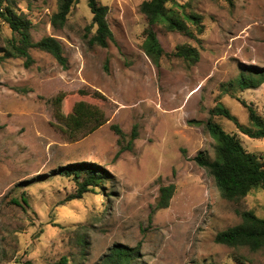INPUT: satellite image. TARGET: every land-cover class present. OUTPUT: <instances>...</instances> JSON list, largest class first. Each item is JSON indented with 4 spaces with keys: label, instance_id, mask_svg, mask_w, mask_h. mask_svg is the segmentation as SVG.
Wrapping results in <instances>:
<instances>
[{
    "label": "rangeland",
    "instance_id": "rangeland-1",
    "mask_svg": "<svg viewBox=\"0 0 264 264\" xmlns=\"http://www.w3.org/2000/svg\"><path fill=\"white\" fill-rule=\"evenodd\" d=\"M143 1L100 0L114 36L101 48L89 45L95 28L87 0L59 29L50 23L57 0H3L30 21L34 42L60 43L65 65L39 49L29 51L28 67L21 58L0 60V264H105L115 248H138L131 264H264L262 251L214 241L240 223V212L264 219V190L222 199L193 159L205 152L213 160L214 142L205 125L188 123H205L221 103L249 127L238 100L264 120V83L244 91L233 84L248 67L264 69V0H176L200 15L203 33L191 38L155 26L158 64L142 49ZM9 39L18 35L0 20V49ZM180 47L194 48L198 61L178 57ZM81 104L96 108L104 124L71 134L65 120ZM211 119L264 161V139ZM72 164L100 169V184L78 197L84 172L59 173ZM169 185L173 195L160 209V189Z\"/></svg>",
    "mask_w": 264,
    "mask_h": 264
},
{
    "label": "trees",
    "instance_id": "trees-1",
    "mask_svg": "<svg viewBox=\"0 0 264 264\" xmlns=\"http://www.w3.org/2000/svg\"><path fill=\"white\" fill-rule=\"evenodd\" d=\"M223 1L231 6L233 4V0ZM78 2L79 0H57V10L50 18L51 26L54 29L63 28L70 10ZM87 6L92 15L91 28H95L89 39V45L106 48L109 43H114V36L106 20L108 7L102 5L100 0H87ZM139 11L147 20L142 49L154 64H158L163 55L155 26L161 25L168 32L183 33L191 38L203 33L200 15L186 13L184 6L176 0H145L140 4ZM0 20L18 35L17 40H7L5 46L0 49L2 54L0 60L21 58L24 60V65L28 67L33 62L29 51L39 49L52 55L59 64L65 65L60 43L50 36L34 42L30 33V21L11 7L4 6L3 0H0ZM176 55L190 63L197 62L199 58L198 52L189 47H180ZM246 69L238 74L233 84L241 91L259 88L264 83V69L257 67ZM94 95L103 98L98 92H94ZM238 101L247 111L249 127H243L221 103H217L209 110L210 118L205 123L195 120L188 122L197 126L205 125V129L214 142L213 160H209L205 152H199L193 159L198 166L206 169L214 177L221 198L227 201H239L255 189L264 190V161L256 154L248 152L234 134L225 132L211 119L214 116L223 117L232 122L245 136L252 139H264V120L256 113L252 105L242 100ZM103 124V115L96 108L83 104L77 106L65 120V126L71 134L86 130L91 133ZM112 128L122 136L117 126ZM83 172L85 177L83 182H79L78 197L85 192L86 186L100 184L101 170L87 164H72L59 168L61 175H73L75 178H80ZM173 192L174 185L160 189V209L168 207ZM23 202L26 200L23 199ZM239 215L240 223L218 232L214 237L215 243L232 248H247L251 252H264V219L257 217L252 211H243ZM137 254L138 248L134 250L115 248L107 256L105 264H131Z\"/></svg>",
    "mask_w": 264,
    "mask_h": 264
}]
</instances>
